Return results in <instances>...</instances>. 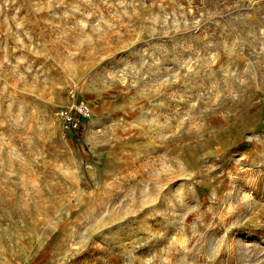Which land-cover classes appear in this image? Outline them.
<instances>
[{
  "label": "rangeland",
  "instance_id": "1",
  "mask_svg": "<svg viewBox=\"0 0 264 264\" xmlns=\"http://www.w3.org/2000/svg\"><path fill=\"white\" fill-rule=\"evenodd\" d=\"M0 264H264V0H0Z\"/></svg>",
  "mask_w": 264,
  "mask_h": 264
},
{
  "label": "built area",
  "instance_id": "2",
  "mask_svg": "<svg viewBox=\"0 0 264 264\" xmlns=\"http://www.w3.org/2000/svg\"><path fill=\"white\" fill-rule=\"evenodd\" d=\"M91 113V106L86 102L70 106H60L56 110V115L62 119L64 127L74 133L79 132Z\"/></svg>",
  "mask_w": 264,
  "mask_h": 264
}]
</instances>
